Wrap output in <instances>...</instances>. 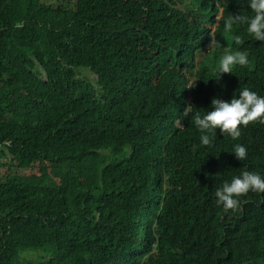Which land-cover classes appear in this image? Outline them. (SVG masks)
<instances>
[{
  "label": "trees",
  "instance_id": "16d2710c",
  "mask_svg": "<svg viewBox=\"0 0 264 264\" xmlns=\"http://www.w3.org/2000/svg\"><path fill=\"white\" fill-rule=\"evenodd\" d=\"M64 3L0 0V264H264V194L214 196L264 174V124L203 146L191 119L264 95V42L223 31L245 0ZM234 50L249 64L214 80Z\"/></svg>",
  "mask_w": 264,
  "mask_h": 264
},
{
  "label": "clouds",
  "instance_id": "9594fccd",
  "mask_svg": "<svg viewBox=\"0 0 264 264\" xmlns=\"http://www.w3.org/2000/svg\"><path fill=\"white\" fill-rule=\"evenodd\" d=\"M245 3L251 15L235 14L227 17L223 23V31L231 34L235 44L240 45L243 40L240 35L233 34V27L234 24H244L245 32L253 41L264 42V0H245ZM215 46L220 47L218 41L215 42ZM248 64L249 59L245 51H225L218 64L213 67L212 71L217 77L214 80H219L223 73H232L235 66ZM196 80L192 79L187 87L193 86ZM210 105V110L203 114L199 111L192 113V124L200 133V145L210 146L217 128L222 136L227 133L235 140L241 134V127L251 122L264 124V95H259L247 86L238 88L235 95L232 94L228 100L212 97ZM229 153L238 161H243L246 159L247 150L244 144L234 143ZM249 192L264 194V174L244 169L222 182L215 190V203L225 213L235 211L239 207V198Z\"/></svg>",
  "mask_w": 264,
  "mask_h": 264
},
{
  "label": "rangeland",
  "instance_id": "374dc122",
  "mask_svg": "<svg viewBox=\"0 0 264 264\" xmlns=\"http://www.w3.org/2000/svg\"><path fill=\"white\" fill-rule=\"evenodd\" d=\"M66 4V0H65V3ZM82 78L86 79L87 81H90L92 82L93 84L95 83L96 81V78L89 72V71H82ZM29 259H33L34 255H28L27 256Z\"/></svg>",
  "mask_w": 264,
  "mask_h": 264
}]
</instances>
